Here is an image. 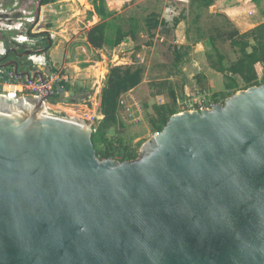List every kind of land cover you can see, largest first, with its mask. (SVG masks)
Instances as JSON below:
<instances>
[{
    "label": "water",
    "instance_id": "95a60500",
    "mask_svg": "<svg viewBox=\"0 0 264 264\" xmlns=\"http://www.w3.org/2000/svg\"><path fill=\"white\" fill-rule=\"evenodd\" d=\"M48 98L0 95V264H264V84L172 115L133 161Z\"/></svg>",
    "mask_w": 264,
    "mask_h": 264
},
{
    "label": "rangeland",
    "instance_id": "374dc122",
    "mask_svg": "<svg viewBox=\"0 0 264 264\" xmlns=\"http://www.w3.org/2000/svg\"><path fill=\"white\" fill-rule=\"evenodd\" d=\"M93 2L55 0L40 6V0H0V51L3 39L17 43L21 49H34L30 59L43 72L45 79L55 76L57 82L64 80L76 90L82 88L84 96L90 95L88 104L74 103L79 93L73 95L69 92L60 93L49 107L92 127L102 120L100 95L111 66L142 68L140 84L121 97L117 122L104 129L108 140L114 143L120 140L123 146L135 149L138 155L140 147L154 136L150 132L153 105H171L178 111L185 105L209 103L212 94L225 92L224 77L209 65V59H215L209 43L207 40L193 43L197 36L195 28L200 26L206 37H217V31L233 29L242 34L250 31L252 25L259 24L264 10L263 7L250 11L253 10L251 0H215L200 14L199 22L194 23L196 12L188 7L189 0H104L108 13L106 37L113 41L117 27L129 33L133 28L134 35L130 34L116 47L106 44L93 48L88 43V33L100 22L95 13L91 16ZM233 4L237 7L234 17L228 13ZM184 9L186 19L176 29H171L172 18ZM152 14L158 15L167 25L148 31L146 22ZM239 19L248 21L249 29H244ZM187 30L190 42L186 40ZM40 34L50 39L49 46L46 47ZM18 38L19 42L14 41ZM216 44L228 61L237 58L238 54L229 42L217 39ZM175 48H180L183 54L180 63L175 62ZM256 70L261 77L262 66L257 65ZM197 75L207 78L209 91L200 94ZM239 86L243 87L241 81ZM25 95L19 93V96Z\"/></svg>",
    "mask_w": 264,
    "mask_h": 264
},
{
    "label": "trees",
    "instance_id": "16d2710c",
    "mask_svg": "<svg viewBox=\"0 0 264 264\" xmlns=\"http://www.w3.org/2000/svg\"><path fill=\"white\" fill-rule=\"evenodd\" d=\"M55 0H40L41 5H48ZM254 3H258L261 0H251ZM215 0H189L188 7L191 11L196 12L194 23H198L200 14L210 8ZM94 12L91 14L97 15L100 22L95 25L88 33V43L93 48H101L104 45L116 47L123 43L124 39L130 34L134 35L133 28H130V33L123 31L121 28H116L115 38L113 41L106 37L107 22L106 18L108 13L104 8V0H94ZM185 9L180 12L176 17L172 18L171 29L176 27L186 19ZM95 13V14H94ZM264 16V11H263ZM148 31L156 30L159 27H165L167 24L164 20L160 19L158 15L152 14L147 18ZM197 33L193 43H199L204 40L210 45L211 50L215 56V59H209L210 68L223 75L225 79L224 89L225 92L214 93L211 96V102L216 104L223 102L227 97L240 89H246L251 86H259L264 84V23L252 28L250 31L240 34L238 30L233 29L231 31H217V37H206L202 28L196 27ZM217 39L221 42H229L231 48H233L238 54L234 61H228L227 57L223 55L217 48ZM186 40H189V31H186ZM7 40L4 39L6 44ZM47 46V42L45 41ZM183 49L182 47H180ZM180 48L174 49V59L176 63H180L183 59V54ZM262 66L261 77L257 73L256 66ZM11 71V70H8ZM53 72H55L53 70ZM143 70L142 68L131 69L122 68L120 66H111L109 73L106 77V85L103 88L100 95V107L99 112L103 116L97 125L93 128L95 132L92 134V142L96 151V155L99 159L113 158L118 161H133L138 157V153L135 149H130L127 146H123L120 140L114 141L108 140L105 137L104 129L107 126L115 124L117 122L118 110L121 104V97L127 92L135 89L141 82ZM234 76H239L243 82V87H238ZM196 83L199 87L200 94L209 91L207 78L203 75L196 76ZM52 95L50 97V103L54 104L55 100L60 97V93H73L78 94V100H74V103L86 105L89 103L90 95L84 96V90L82 88L76 90L66 81L61 80L55 82L52 86ZM82 94V95H80ZM154 116L150 120V132L155 134L160 132L168 119L179 113L181 110H176L171 105L155 104L153 105ZM72 114H74L72 112Z\"/></svg>",
    "mask_w": 264,
    "mask_h": 264
},
{
    "label": "built area",
    "instance_id": "2783aa9c",
    "mask_svg": "<svg viewBox=\"0 0 264 264\" xmlns=\"http://www.w3.org/2000/svg\"><path fill=\"white\" fill-rule=\"evenodd\" d=\"M15 40L19 42V38ZM1 54L2 52L0 51V56ZM55 80H56L55 76H51L50 78L45 79L44 83H40L39 80L37 79L33 82H27L15 76L12 71H8L6 69L0 68V95L9 96L12 94V95L19 96L20 92H24L26 94L25 96H33V97L42 98V97H45L47 95V92L49 91L50 97H51L53 93L52 86L55 82H57V80L56 81ZM5 86H12L13 88H18V90L10 92V91L5 90ZM49 100L50 98H48L45 101L47 110L49 112L56 111V110H51L49 108V105H50ZM213 105L214 104L211 102L209 103L203 102L202 104L201 103L194 104L193 106L185 105L182 107L180 112L190 111V110L201 111L205 108H210Z\"/></svg>",
    "mask_w": 264,
    "mask_h": 264
},
{
    "label": "flooded vegetation",
    "instance_id": "af4514ba",
    "mask_svg": "<svg viewBox=\"0 0 264 264\" xmlns=\"http://www.w3.org/2000/svg\"><path fill=\"white\" fill-rule=\"evenodd\" d=\"M33 25L34 24L32 22V24H30V27L32 28ZM40 35L41 38H43V40L47 42L48 39L45 36V34H40ZM14 41L16 40L14 39ZM1 44H2V54L0 56V59L6 55V58L2 60L1 64H6L12 61H16L18 63L19 66L18 69L20 72H32L33 70L38 69L36 66L33 65V62L30 59V56H32V54L30 53H34L35 52L34 49H21L16 45L17 43L15 42L7 41L5 44L4 39L3 41H1ZM47 46H49L48 42H47ZM5 69L13 71L12 67H7ZM19 78L23 79L22 77Z\"/></svg>",
    "mask_w": 264,
    "mask_h": 264
},
{
    "label": "crops",
    "instance_id": "0c3cea01",
    "mask_svg": "<svg viewBox=\"0 0 264 264\" xmlns=\"http://www.w3.org/2000/svg\"><path fill=\"white\" fill-rule=\"evenodd\" d=\"M252 3V5H253V10H250V11H254L255 9L257 10V9H263V7H264V0H261V1H259L258 3H254V2H251ZM229 10V12L228 13H230L231 14V16L232 17H234L235 16V12L237 11V7H236V5L235 4H233V7H230V9H228ZM264 11V10H263ZM263 11L261 12L262 13V16H261V18H260V21H259V24H262V23H264V16H263ZM239 21H240V19H239ZM241 22V24L240 25H242L243 27H245L244 29H249V28H247V27H249V25H248V21H246V22H244V21H240ZM259 24H257V25H252L251 27L252 28H254V27H256V26H258ZM199 43H201V42H199ZM196 44H198V43H196ZM203 46H204V44H203ZM205 48H207V43H205V46H204ZM215 72V71H214ZM215 73H217V72H215ZM217 74H219V73H217ZM221 75V74H220ZM223 76V75H222ZM234 78V80L236 81V83H237V85H238V87H240L239 86V81H241L242 82V80H241V78L239 77V76H234L233 77ZM243 83V82H242ZM225 85V82L223 83V86ZM244 85V84H243ZM241 88V87H240ZM101 115V114H100ZM102 116V115H101ZM102 118H103V116H102Z\"/></svg>",
    "mask_w": 264,
    "mask_h": 264
},
{
    "label": "bare ground",
    "instance_id": "6f19581e",
    "mask_svg": "<svg viewBox=\"0 0 264 264\" xmlns=\"http://www.w3.org/2000/svg\"><path fill=\"white\" fill-rule=\"evenodd\" d=\"M11 88H12V90H11ZM5 90L12 92V91H16V90H18V88H13L12 86H5ZM11 95H12V94H11ZM49 108H50V107H49Z\"/></svg>",
    "mask_w": 264,
    "mask_h": 264
}]
</instances>
